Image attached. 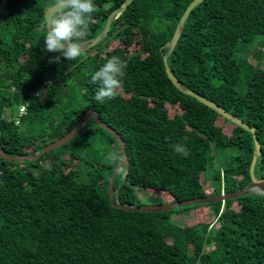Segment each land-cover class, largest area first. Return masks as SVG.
Returning <instances> with one entry per match:
<instances>
[{"label":"trees","instance_id":"1","mask_svg":"<svg viewBox=\"0 0 264 264\" xmlns=\"http://www.w3.org/2000/svg\"><path fill=\"white\" fill-rule=\"evenodd\" d=\"M122 1L93 0L98 11L84 40ZM190 1L132 0L99 42L57 63L50 59L59 53L44 46V10L53 0H0L3 150L35 152L92 109L124 142L128 164L112 184L122 204H143L140 189L166 203L248 184L251 133L179 91L164 71L162 45ZM258 34L264 0H201L167 65L187 88L254 127L260 142L254 173L264 178V53L252 61L243 51ZM112 40L117 44L109 46ZM112 56L126 62V75L119 94L101 104L91 76ZM20 105L25 113L15 124ZM178 143L188 156L174 151ZM113 153L121 157L120 147L91 117L36 159L0 157V264H264V193L167 211L124 210L109 202ZM192 211L193 223L173 220Z\"/></svg>","mask_w":264,"mask_h":264},{"label":"water","instance_id":"2","mask_svg":"<svg viewBox=\"0 0 264 264\" xmlns=\"http://www.w3.org/2000/svg\"><path fill=\"white\" fill-rule=\"evenodd\" d=\"M131 1L132 0H123L119 6H117L113 10H111V12L106 17V20H105V23H104V26L102 27V29L95 36L88 38V39L83 41L82 47L84 50L95 45L97 42H99L106 35V33L108 32V30L110 28L112 20L116 19L124 11ZM200 1L201 0H191L186 5V7L184 8L181 16L179 17V19L175 25L174 31H173L170 39L162 45V47H166V51L162 54L164 71H165L167 77L169 78V80L171 81V83L179 91L192 96L193 98H195L196 100H198L202 104H204V105L208 106L209 108L215 110L219 115L226 118L228 121L242 127L243 129H245L251 133V137H252V141H253V150H252V157H251L250 164H249L250 182L248 184H246L245 186H243L239 189L231 191V192H221V193L215 194V195L190 198V199H185L182 201H173V202H166V203L160 202V203H151V204H137V205L122 204L118 201L117 196H116V192L114 191L112 184H113V179H114V176L116 175V173L120 169L125 170L127 167V164H128L127 156H126V152H125V147H124V142H123L122 138L120 137V135L116 132V130L113 129L108 124H106L105 122H103L102 120H100L97 117L96 112L93 111L92 109H88L81 116L79 121L72 127V129L70 131H68L65 135H63L62 137H60L54 141H51V142L45 144L39 150L32 152V153H29V154H24V155H11V154L6 153L0 145V157H2L3 159H6V160H10V161H22V160H26V159H28V160L36 159L37 157H39L44 152L52 150V149L60 146L64 142L68 141L69 139H71L73 136H75V134L78 132V130L84 124V122L88 118L93 117L95 122L100 127H102L103 129H105L106 131H108L111 134V136L116 141L117 145L120 147V150H121V158H122L123 166L122 167H116L113 170V172L110 176V179H109V184H108L109 202L111 205H113L115 207H119V208H122L124 210H140V211L157 212V211L171 210L175 207L186 206V205H189L192 203L224 201L225 199L234 198V197L243 195V194L248 193V192L264 193V178L263 177H257L254 173V165H255V162L257 160V157L260 154V142L256 136L254 127L249 125L244 120H242V119L236 117L235 115L229 113L225 108H223L219 104H217V103L213 102L212 100L200 95L199 93L187 88L180 80H178L173 75L169 66L167 65V57L175 46V43H176V41H177L181 31H182L183 24H184V21L188 15V13ZM55 11H56V8L54 7V3L45 8V10H44L45 25H46V21H47L48 17L51 16V14ZM118 190L119 189H117V191Z\"/></svg>","mask_w":264,"mask_h":264},{"label":"clouds","instance_id":"3","mask_svg":"<svg viewBox=\"0 0 264 264\" xmlns=\"http://www.w3.org/2000/svg\"><path fill=\"white\" fill-rule=\"evenodd\" d=\"M56 11L46 21L45 49L48 52L59 53L50 62H59L61 57L75 60L84 51L82 43L87 36L92 14L98 11L93 0H53ZM127 64L118 56H112L91 76L92 83L97 85L95 100L103 104L105 100L114 99L122 86L126 75ZM186 140V138H185ZM175 152L183 156L189 155V149L184 144L173 145ZM109 162L115 167H122V158L113 153Z\"/></svg>","mask_w":264,"mask_h":264},{"label":"rangeland","instance_id":"4","mask_svg":"<svg viewBox=\"0 0 264 264\" xmlns=\"http://www.w3.org/2000/svg\"><path fill=\"white\" fill-rule=\"evenodd\" d=\"M115 44H117V41L116 40H112V41H110L109 46H112V45H115ZM243 51H245V54L248 56L247 60H252V61H253V59H256L257 56H260L261 54H263L264 53V34L256 35L254 40L250 44H248L246 47L243 48ZM236 55L237 56H242V55H244V53L243 52H237ZM246 75H247V71L244 70L243 73H242V76L245 77ZM87 120L89 121L90 118H88ZM230 128H231V124L230 123H224V129L226 131L229 130ZM222 155L223 154H220V153H218V156H217V154H215L213 159H214V162L216 164H217V159L219 161V159H220L219 156H222ZM204 181H205V184L208 187H209V185H212L211 184V180H210V176H208L207 180H204ZM138 195H139V200L143 204L160 203V200L162 199V197L152 196V195H150L148 193V191H144L142 189H140L138 191ZM196 217H197L196 211H192V212H190L188 214L179 213L177 215H174L173 220H175L178 224H184V223H189L190 224V223H193V222L196 221V219H197Z\"/></svg>","mask_w":264,"mask_h":264},{"label":"built area","instance_id":"5","mask_svg":"<svg viewBox=\"0 0 264 264\" xmlns=\"http://www.w3.org/2000/svg\"><path fill=\"white\" fill-rule=\"evenodd\" d=\"M25 106L26 105H20L16 114L14 115V121L15 124L19 122V118L25 113Z\"/></svg>","mask_w":264,"mask_h":264}]
</instances>
